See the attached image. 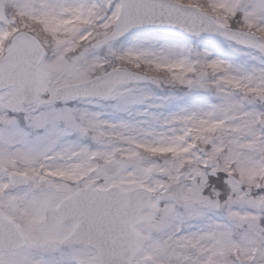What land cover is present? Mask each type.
Instances as JSON below:
<instances>
[{"label": "snow or ice", "instance_id": "6c2138e0", "mask_svg": "<svg viewBox=\"0 0 264 264\" xmlns=\"http://www.w3.org/2000/svg\"><path fill=\"white\" fill-rule=\"evenodd\" d=\"M0 264H264V0H0Z\"/></svg>", "mask_w": 264, "mask_h": 264}, {"label": "rangeland", "instance_id": "374dc122", "mask_svg": "<svg viewBox=\"0 0 264 264\" xmlns=\"http://www.w3.org/2000/svg\"><path fill=\"white\" fill-rule=\"evenodd\" d=\"M162 32H158V31H141L139 33L134 34L132 37L128 38V43H131L133 39H135L137 36L139 37H147L149 39L151 38H158L160 43H170V42H178V43H191L190 40L186 39V38H182V37H178V36H171V35H167V34H161ZM208 40H204L200 46L201 47H206L209 46L207 43ZM209 50L214 51L215 55H219L224 59H235L237 61H241L242 62V57H238L235 56L233 53L229 52L227 49V45L223 44L222 42L216 44L213 47H209ZM118 115V114H116ZM120 115V114H119ZM105 118L107 119H126L128 118L127 116L123 115L119 118L116 117L115 115H107Z\"/></svg>", "mask_w": 264, "mask_h": 264}]
</instances>
